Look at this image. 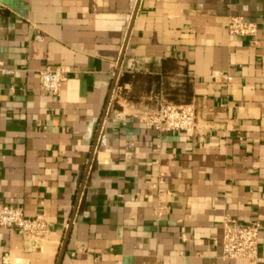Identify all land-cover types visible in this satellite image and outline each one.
<instances>
[{"label": "crops", "instance_id": "crops-1", "mask_svg": "<svg viewBox=\"0 0 264 264\" xmlns=\"http://www.w3.org/2000/svg\"><path fill=\"white\" fill-rule=\"evenodd\" d=\"M0 59V199L51 224L0 226V264H264V0H0ZM161 101L196 128L140 118ZM224 217L260 261L222 257Z\"/></svg>", "mask_w": 264, "mask_h": 264}, {"label": "built area", "instance_id": "built-area-1", "mask_svg": "<svg viewBox=\"0 0 264 264\" xmlns=\"http://www.w3.org/2000/svg\"><path fill=\"white\" fill-rule=\"evenodd\" d=\"M227 30L232 34H254L257 25L254 20L241 14H232L227 21ZM14 68L5 66L0 59V73L10 74ZM67 68L63 65H46L39 69L40 86L57 93L66 78ZM140 118L158 130H194L197 125V113L192 102L173 103L161 101L155 107L144 111ZM156 216L163 211L161 206L155 210ZM50 222L41 212L26 216L22 209L0 199V226L13 227L33 239H43L50 231ZM259 223L241 222L233 217L222 220V257L245 258L260 261L258 254Z\"/></svg>", "mask_w": 264, "mask_h": 264}]
</instances>
